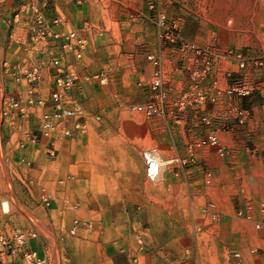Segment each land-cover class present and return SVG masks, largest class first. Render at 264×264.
Instances as JSON below:
<instances>
[{
	"label": "rangeland",
	"instance_id": "374dc122",
	"mask_svg": "<svg viewBox=\"0 0 264 264\" xmlns=\"http://www.w3.org/2000/svg\"><path fill=\"white\" fill-rule=\"evenodd\" d=\"M20 1L0 0V234L10 235L15 228L34 231L35 237L27 246L46 253L51 260L48 264H130L132 254L137 255L139 264H264L262 237H256L247 249L254 248V253L237 257L232 249L237 248L233 239L238 236L228 234L230 225H211L221 217L216 208L192 200L191 178L186 175L196 164L197 146L190 141L194 133L190 127L163 131L176 139V149L168 150L158 141L161 133L150 126L152 118L131 113L119 120L97 121L91 130L79 131L81 140L75 138L71 150L49 155L43 145L32 142L27 133L4 119L3 99L17 86L4 72L2 62L21 61L22 41L28 39V26L14 20ZM146 2L82 0L85 8L92 6L94 11L100 9L110 15L106 27L116 35L127 29L132 18L140 20L147 10ZM154 4L178 24L176 43L161 37L170 54L175 48L181 60L190 59L192 54L183 57L178 50L179 42L206 47L225 78L227 70L237 69L235 53H241L245 67L240 71L251 84L252 93L244 97L221 95L224 112L217 107L216 98L208 99L205 107H214L216 112L211 117L220 122L244 124L253 120L255 133L263 142L264 0H154ZM118 49L124 52L122 43ZM84 75L88 82L97 80L89 73ZM107 79L108 73L104 83ZM108 96L101 105L114 104L116 98ZM238 106L248 112L243 123L235 117ZM149 148L161 165L158 176H145L149 182L143 184L142 153ZM170 157L178 160L166 163ZM261 157L264 159V150ZM38 163L43 166L39 168ZM177 169L184 176L176 189L161 192V175ZM125 170L128 175L121 176ZM47 190L54 191L56 198L45 204L39 196ZM66 199L74 202L70 209L63 206ZM128 201L133 202L132 208L122 211L120 206ZM79 220H90V231L80 226L70 233ZM137 232L142 233L141 250ZM222 251L226 253L220 257ZM1 253L21 261L19 252L13 254L0 247ZM11 261L5 264H13Z\"/></svg>",
	"mask_w": 264,
	"mask_h": 264
},
{
	"label": "crops",
	"instance_id": "0c3cea01",
	"mask_svg": "<svg viewBox=\"0 0 264 264\" xmlns=\"http://www.w3.org/2000/svg\"><path fill=\"white\" fill-rule=\"evenodd\" d=\"M50 5L61 17L60 23L55 28L62 31L77 29L78 34L86 39V46L81 58L76 59L71 54H64L53 45L49 52H34L22 41L24 57L21 60L28 57L42 66V79L38 84L39 95L48 98L52 81L48 61L52 53L61 57L65 63H73L78 71L79 79L73 89V95L85 110L88 120L87 129L91 130L98 123L92 119L94 113L101 115V121L119 120L128 114L138 113L131 110L129 105L144 103L152 95L148 84L152 80L154 66L146 58V54L150 52L158 55L161 50H167L161 38V30L148 18V11L142 13L140 20L132 18L133 21L127 23L130 24L127 29L116 35L113 29L106 27L110 15L103 10L94 11L92 6L85 8V3L75 4L70 0H51ZM18 20L29 27V14H19ZM121 43L124 52L118 49ZM172 50L175 51L171 54L167 51V55L162 56L159 63L163 78L161 88L167 93V99L163 104L164 113L160 116L148 117L154 121L149 123L152 129L161 133L159 143L168 147V150L176 149V139L163 131L170 128L179 131L184 127H190L189 129L194 130L193 137L190 138L191 142L197 141L205 134V128L199 121L197 111L187 109L180 121L175 120L171 114V100L184 87L190 63L189 59L181 60L175 48ZM85 72L89 74L102 72L105 78L108 73V82L99 80L88 82L85 79ZM214 78L220 87L225 84L223 72L218 66ZM108 94L111 98H116V101L106 107L101 104L105 97H109ZM210 95L214 96L213 89L210 90ZM219 97H216L217 107L224 112L221 108H226L225 101ZM213 109L214 107L212 109L205 107L210 115L215 114L216 111ZM256 126L253 120L244 124L228 122L222 127L217 126L218 145L224 148V152L221 153L217 146L210 144L195 147L196 164L192 167L190 175H186L191 178L192 200L196 203L211 204L221 215L217 221H212L211 225L225 226L228 223L230 225L228 234L238 236L233 239L238 245L237 248L232 249V252L239 258L254 253V248L250 251L247 249L252 246L256 237L260 239L264 236L263 229L253 228L254 222L264 220V159L261 157L264 139L263 142L259 141V136L255 133ZM79 131L76 130L68 137L40 138L36 144L43 145L49 155L65 148L71 150L76 139L81 140ZM262 137L264 138V135ZM170 155L172 154H167L166 157ZM42 166V163H38L39 168ZM127 175V170L122 171L121 176ZM145 176L144 166L141 176L143 184L149 182ZM183 176L184 174L178 169L169 175L162 174L158 181L161 192L166 193L170 188L176 189ZM142 187V192H145L144 186ZM47 191L53 194L52 202H54L56 198L54 191ZM65 202L63 205L65 209H70L74 204L70 199H66ZM132 206L133 202L128 201L121 205L120 209L130 210ZM84 230L90 231V228ZM223 236L224 234L222 235L224 239ZM31 249L46 255L36 248L31 247ZM222 252L220 257L226 253ZM0 255V264H5L6 260H12L13 264L20 262L19 259H11V256L5 258L4 253Z\"/></svg>",
	"mask_w": 264,
	"mask_h": 264
},
{
	"label": "built area",
	"instance_id": "2783aa9c",
	"mask_svg": "<svg viewBox=\"0 0 264 264\" xmlns=\"http://www.w3.org/2000/svg\"><path fill=\"white\" fill-rule=\"evenodd\" d=\"M75 4H81L82 0H70ZM51 0H21L18 3L14 20L19 14H29L28 39L26 47L32 51L49 52L51 46L58 47L64 54H71L76 59L81 58L86 46V39L78 34L77 29L65 31L56 29L61 17L51 5ZM146 8L148 18L161 30V37L176 43V20L170 19L166 13L158 11L154 0H147ZM12 35V34H11ZM178 50L183 57L192 54L187 68V80L180 92L171 100V114L174 119L180 121L187 109L198 112L201 125L205 128L204 136L195 141V146L210 144L217 146L222 153L224 148L218 145L217 126H224L226 122L214 120L205 110L208 99H215L221 95L248 96L252 93V86L246 76L240 70L245 67V59L241 53L236 52L237 69L225 72V84L219 86L214 78L216 67L212 52L206 47L195 43H178ZM228 53H232L229 50ZM167 55V50H161L158 55L147 53L146 58L153 64L152 80L149 84L152 95L144 103L129 105V108L142 114L144 117H156L164 113L163 104L167 99V93L162 90V72L159 68L160 59ZM256 64H260L257 61ZM4 72L16 83V89L8 93L2 102L1 113L10 124L19 127L21 133H27L32 142L40 138L68 137L76 130L85 131L88 128L87 115L81 103L74 97L73 89L78 82V71L73 63H65L61 57L51 53L48 68L51 75V88L48 98L38 93V84L42 79V66L40 63L25 57L19 62H11L4 59L2 62ZM99 81L105 80L102 72L90 74ZM205 82H207L205 84ZM214 91L211 97L210 90ZM235 117L239 123L247 120L248 112L243 107H235ZM99 113L92 114L94 121H99ZM70 124V125H69ZM145 163V174L149 179H155L160 170V161L153 149H145L142 153ZM178 158L169 159L166 163L177 161ZM184 161V160H183ZM39 199L48 204L53 199V194L43 191ZM89 229L90 220H79L69 229L75 233L78 227ZM256 229L264 230V221L254 223ZM35 237L34 231H26L15 228L10 235L0 234V247L10 253L19 252L21 261L19 264H48L47 255H41L36 250L28 248L27 243ZM139 244V250L143 247L142 233H135ZM264 245V236L261 238ZM130 264H139L136 254H132Z\"/></svg>",
	"mask_w": 264,
	"mask_h": 264
},
{
	"label": "bare ground",
	"instance_id": "6f19581e",
	"mask_svg": "<svg viewBox=\"0 0 264 264\" xmlns=\"http://www.w3.org/2000/svg\"><path fill=\"white\" fill-rule=\"evenodd\" d=\"M3 203H4V207H6L7 206L6 202L4 201Z\"/></svg>",
	"mask_w": 264,
	"mask_h": 264
}]
</instances>
